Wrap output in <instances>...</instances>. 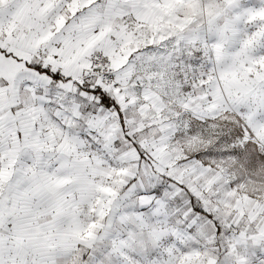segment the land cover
Masks as SVG:
<instances>
[{"label":"snow or ice","instance_id":"1","mask_svg":"<svg viewBox=\"0 0 264 264\" xmlns=\"http://www.w3.org/2000/svg\"><path fill=\"white\" fill-rule=\"evenodd\" d=\"M0 264H264V0H0Z\"/></svg>","mask_w":264,"mask_h":264}]
</instances>
